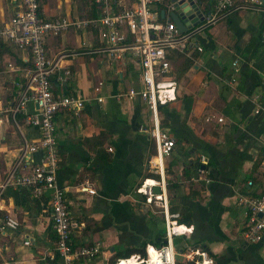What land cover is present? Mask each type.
<instances>
[{
	"label": "crops",
	"instance_id": "crops-1",
	"mask_svg": "<svg viewBox=\"0 0 264 264\" xmlns=\"http://www.w3.org/2000/svg\"><path fill=\"white\" fill-rule=\"evenodd\" d=\"M40 4L48 18L78 17L74 0ZM236 7L197 35L203 51L170 53L176 99L159 112L162 127L176 142L163 161L165 181L178 184L169 202L188 205L193 214L191 232L176 238L186 248L177 254L182 261L194 248L206 251L214 264H264V238L250 243L243 237L246 216L240 202L264 188V116L254 113L256 106L264 108V0L255 9ZM16 9V0H0V23ZM95 38L96 33L71 28L47 39L51 58L74 54L59 59L55 93L85 98L78 114L61 110L55 116L57 183L65 189L71 217L81 223L72 243L101 248L96 257L75 264H110L118 248L154 240L164 226L158 208L137 194L155 174L149 160L157 155L144 131L149 110L138 96H127L130 88L141 87L140 63L132 56L109 62L101 54L85 53L83 43ZM14 51L15 59L0 58V185L12 169L27 173L44 154L39 147L22 157L25 143L36 144L40 131L23 112L13 113L28 69L15 61L28 62L27 54ZM33 110L29 102L26 111ZM255 175L262 180L251 187L247 182ZM193 190L200 196L187 197ZM49 199V191L37 195L13 186L0 194V264H62ZM8 216L17 219L16 229L6 226Z\"/></svg>",
	"mask_w": 264,
	"mask_h": 264
},
{
	"label": "built area",
	"instance_id": "built-area-1",
	"mask_svg": "<svg viewBox=\"0 0 264 264\" xmlns=\"http://www.w3.org/2000/svg\"><path fill=\"white\" fill-rule=\"evenodd\" d=\"M16 1L17 9L0 28V37L25 52L32 67L26 71V83L13 113L23 112L26 122L40 131L36 144L25 143L22 157L25 159L39 147L44 150V154L41 161L27 173H16L12 169L0 185V194L9 186L29 188L37 195L44 191L50 192L55 249L62 264H75L81 259H92L101 253L99 244L75 247L72 243V233L81 228V223L71 217L65 189L57 183L59 155L55 116L61 110L78 114L84 108L85 98L77 93H55L53 79L59 68V59L74 54L51 58L47 49L49 37L64 34L71 28L88 31L92 35L96 33L95 39L83 43L85 53L101 54L109 62L122 61L127 56L138 59L141 66V87L130 88L127 96H138L149 110L150 125L144 131L155 142L157 149V155L149 160V166L159 179L151 177L154 183L144 188L148 178L145 179L138 190L145 195L144 203L157 207L161 213L165 243L160 247L147 245L145 256L138 255L136 258L139 264H176L174 239L190 233L192 229L178 222L180 213L171 211L166 192L163 161L172 153L176 142L162 127L159 106L176 99V82L171 77L170 53L172 50L183 54L203 51V46L197 39L199 33L211 23L226 17L237 4V9H255L263 4V0H92L99 13L89 18L68 15L48 18L40 9L38 0ZM175 2L184 3L181 11L191 25L182 33L170 15ZM194 20L198 22L195 24ZM56 81L61 83L63 79L58 77ZM29 102L34 106L31 112L26 111ZM254 113L264 116V108L256 106ZM203 160L204 157L201 156L200 162ZM198 171L203 173L205 169L199 168ZM247 183L251 187L255 185L252 180ZM155 185L160 188L159 194L153 193L152 187ZM80 188L88 189L86 185H80ZM89 192L95 193L93 189H89ZM240 202L246 216L243 237L247 242L255 243L264 238V188L257 195L241 198ZM259 213L262 215L259 216ZM5 224L10 229L19 226L17 219L11 216L6 218ZM181 226L188 231H179ZM24 244L28 245L30 241L27 240ZM151 250L155 254L154 258L151 257ZM188 256L194 264H214L206 251H194ZM123 259H117L114 264H120Z\"/></svg>",
	"mask_w": 264,
	"mask_h": 264
},
{
	"label": "trees",
	"instance_id": "trees-1",
	"mask_svg": "<svg viewBox=\"0 0 264 264\" xmlns=\"http://www.w3.org/2000/svg\"><path fill=\"white\" fill-rule=\"evenodd\" d=\"M39 1V7L42 10L41 4H40V0ZM75 5L79 6L81 13H80V18H89V17H93L98 15L99 11L98 8L96 7V5L92 2V0H74ZM12 16V15H11ZM11 16L9 17V19L11 18ZM45 17H47L45 15ZM9 19H7L6 21H8ZM5 21V22H6ZM5 22L0 23V28L3 26V24ZM15 47L8 41L3 40L0 37V58H5L8 57V59L10 58H16V54H15ZM177 55V54H175ZM3 56V57H2ZM16 63L25 65L26 68H31L32 67V63L28 60V62L26 63H22L20 61V59L15 60ZM189 64V62L187 60H184V64L183 67H187ZM5 66V60H4V65L2 66V69ZM172 77V75H171ZM26 78V77H25ZM25 83L23 81V85L22 87L24 88ZM166 105V104H165ZM165 105H160L159 106V110L164 107ZM198 168H204L201 164L198 165ZM260 175H255L251 176L249 180H252L253 182H261L262 177H259ZM149 177H152L154 179H159L158 175H149ZM264 182V181H263ZM262 182V184H264ZM178 187V184L176 182H172L171 180L167 179L166 180V192H167V197L170 201V194L172 192V190H175ZM138 195H141L143 198V201L145 199V195H143L142 193H137ZM256 195V194H255ZM199 191L198 190H193L191 191L190 194H188L187 197L194 199L199 197ZM170 209L171 211H178L180 213V218H179V223L182 224H186L188 226H191L193 223V214H192V209L188 206V205H176V206H172L170 205ZM163 223H164V219L162 217ZM177 238V237H176ZM176 238L174 239V246L176 248V252L177 253H184L186 248L182 247V245H179L178 243H176ZM165 243V227L163 226L162 231H160L157 235V237L154 240H142L141 242L135 244V245H131V246H124L121 248H118L116 250V252L113 255V259L111 260L110 264H114L116 262L117 259H123V258H128L130 259L132 257V255H139L140 257H144L145 256V247L147 245H153L155 247H160L161 245H163ZM177 258V257H176ZM126 260V259H123ZM177 264H193L192 262H184V263H179L177 262Z\"/></svg>",
	"mask_w": 264,
	"mask_h": 264
},
{
	"label": "water",
	"instance_id": "water-1",
	"mask_svg": "<svg viewBox=\"0 0 264 264\" xmlns=\"http://www.w3.org/2000/svg\"><path fill=\"white\" fill-rule=\"evenodd\" d=\"M172 1H174V0H172ZM181 8H184V3L175 2L174 3V9H173V11H171L170 15H171L172 20L175 22L177 28L179 29V31L182 33L184 31H186L187 26L189 28L191 25H189L187 20L184 18V15H183V12L181 11ZM163 17H164V11L161 12V18H163ZM197 22H198L197 20H194L195 24ZM152 190H153V193H155V194L160 193V188L158 185L153 186ZM261 215L262 214L259 213V216H261Z\"/></svg>",
	"mask_w": 264,
	"mask_h": 264
},
{
	"label": "rangeland",
	"instance_id": "rangeland-1",
	"mask_svg": "<svg viewBox=\"0 0 264 264\" xmlns=\"http://www.w3.org/2000/svg\"><path fill=\"white\" fill-rule=\"evenodd\" d=\"M73 12L78 16V17H81L80 16V13H81V10H80V8H79V6H76V5H73ZM73 15V14H72ZM3 17H4V15H3ZM7 19H9V17L7 18ZM7 19H4L3 20V22H5ZM154 175H156V174H154ZM155 207V206H154ZM157 208V207H156ZM178 242H177V240H176V243L175 244H177ZM194 251H201V250H195L194 248L191 250V249H189L188 250V252H186V254H185V256L183 257V259H184V261H182L181 259V257H178L177 256V258H176V264H177V262H179V263H183V262H187V261H191L190 260V258H188L189 256L188 255H190L192 252H194ZM178 254V253H177ZM191 257V256H190ZM194 264V263H193Z\"/></svg>",
	"mask_w": 264,
	"mask_h": 264
},
{
	"label": "bare ground",
	"instance_id": "bare-ground-1",
	"mask_svg": "<svg viewBox=\"0 0 264 264\" xmlns=\"http://www.w3.org/2000/svg\"><path fill=\"white\" fill-rule=\"evenodd\" d=\"M149 179H152V178H149ZM149 179H147L146 183L144 184V186H143L144 188H145V186L149 183V182H148ZM149 184H153V183L150 182ZM179 231H182V232H185V233H186L188 230H187L186 227L181 226V227H179ZM151 257H152V258L155 257V254L152 252V250H151ZM124 261H125V262H124ZM137 261H138L137 258L134 257V258L126 259V260H121V261H120V264H138Z\"/></svg>",
	"mask_w": 264,
	"mask_h": 264
}]
</instances>
